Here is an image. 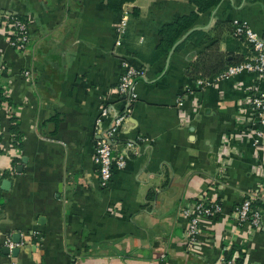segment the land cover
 <instances>
[{"label": "crops", "instance_id": "obj_1", "mask_svg": "<svg viewBox=\"0 0 264 264\" xmlns=\"http://www.w3.org/2000/svg\"><path fill=\"white\" fill-rule=\"evenodd\" d=\"M192 10L183 0H134L121 12L104 0H0L1 12L31 25L22 51L0 27V264H223L233 247L236 264H264V139L253 144L250 108L263 81L244 71L197 86L190 65L209 52L190 33L157 54L159 25ZM225 20L264 40V0H222L196 30L212 35ZM217 48L250 54L227 29ZM127 64L143 71L129 104L116 89ZM124 109L113 153L125 165L103 186L97 131ZM248 195L263 205L259 228L233 217ZM200 196L222 212L202 219L189 243L182 211ZM7 239L16 255L5 253Z\"/></svg>", "mask_w": 264, "mask_h": 264}, {"label": "built area", "instance_id": "obj_2", "mask_svg": "<svg viewBox=\"0 0 264 264\" xmlns=\"http://www.w3.org/2000/svg\"><path fill=\"white\" fill-rule=\"evenodd\" d=\"M125 16L122 17L120 25L117 29L119 35L125 31ZM233 35L243 38L247 43L250 54L244 61L229 65L222 72L210 77H198L195 82L197 86H210L212 83L221 79L232 77L241 72L255 74L263 81V86L252 96L250 108L254 111L257 117V126L251 129L253 144L257 145L264 139V40L245 22L237 20L232 21ZM30 23L25 19H21L14 12L0 11V27L4 29L8 44L19 51L25 49L29 42ZM1 71V69H0ZM142 70L126 65L122 73L116 89L117 92L125 97V102L129 104L136 98L134 85L136 79L141 76ZM21 74L25 78L31 75L30 70L24 69ZM1 89V87H0ZM110 112L107 108H103L100 117L97 119V124L102 123L103 119L109 118ZM128 110H122L113 115L105 129L97 131V137L94 147V162L98 165V173L101 185L105 186L112 176L113 167L123 168L125 159L122 155H114L113 147L116 135L124 125ZM255 201L252 196L248 195L234 208V219L237 224L248 223L255 228L262 225L263 212L260 207L253 206ZM1 209V204H0ZM222 212L221 203L215 200H207L205 197H198L195 202L183 209L182 213L188 218L186 229V237L189 243H194L200 234V222L204 218H215ZM21 244V243H20ZM23 244V243H22ZM6 246L13 248L14 244L10 239H7ZM223 264H236L234 257L226 259L222 258Z\"/></svg>", "mask_w": 264, "mask_h": 264}, {"label": "trees", "instance_id": "obj_3", "mask_svg": "<svg viewBox=\"0 0 264 264\" xmlns=\"http://www.w3.org/2000/svg\"><path fill=\"white\" fill-rule=\"evenodd\" d=\"M107 7L115 12H121L127 3L133 2L134 0H104ZM191 4L194 8L191 12L179 16L177 19L162 23L157 28L159 34V43L156 47L157 54H166L173 46V44L190 28L194 27L198 17L201 13H204L216 5H218L222 0H183ZM132 15H138L139 9L133 7L130 10ZM20 17L19 15H17ZM24 19L23 17H20ZM214 32L212 35H207L200 30L192 31L187 39L196 37V42L204 45V50H208L206 57L201 55L198 59L192 62L190 65V76L192 77H210L214 76L223 70H225L229 65L239 63L244 61L246 58L243 56H235L231 52H222L217 48L219 42V35L222 29H227L231 34H233V25L230 21H217L213 27ZM239 38V37H238ZM241 39H243L241 37ZM244 40V39H243ZM245 41V40H244ZM184 42V41H183ZM183 42L179 45L181 46ZM178 46V47H179ZM212 53V54H211ZM232 54V55H231ZM5 95H3V90L0 89V103L6 101ZM253 206L262 208L263 205L259 201H254ZM236 247H233L230 251H224V257L229 259L232 256L233 251ZM241 259L237 258L236 262H240Z\"/></svg>", "mask_w": 264, "mask_h": 264}, {"label": "water", "instance_id": "obj_4", "mask_svg": "<svg viewBox=\"0 0 264 264\" xmlns=\"http://www.w3.org/2000/svg\"><path fill=\"white\" fill-rule=\"evenodd\" d=\"M198 27L197 26H194L192 28H190L189 30H187L174 44L173 46L171 47V50H170V53H172V51L174 50V48L176 47V45L182 41L189 33H191L193 30H196ZM3 184H4V189H7V186L9 185V181L8 180H4L3 181ZM20 240H19V235L18 234H15L13 236V242L15 243H18ZM4 251L5 253H11L12 255H16L19 251V248L15 247V248H12V249H9L8 247H5L4 248Z\"/></svg>", "mask_w": 264, "mask_h": 264}]
</instances>
